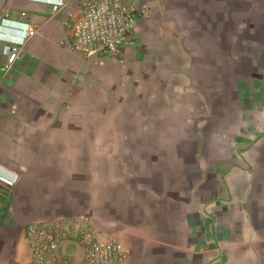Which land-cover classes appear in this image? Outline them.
<instances>
[{"label":"crops","instance_id":"1","mask_svg":"<svg viewBox=\"0 0 264 264\" xmlns=\"http://www.w3.org/2000/svg\"><path fill=\"white\" fill-rule=\"evenodd\" d=\"M85 1L0 0V264L82 215L125 264H264V0L153 1L100 53L67 48Z\"/></svg>","mask_w":264,"mask_h":264},{"label":"built area","instance_id":"2","mask_svg":"<svg viewBox=\"0 0 264 264\" xmlns=\"http://www.w3.org/2000/svg\"><path fill=\"white\" fill-rule=\"evenodd\" d=\"M158 0H86L83 8L68 15L66 27L72 32L70 50L100 53L118 50L131 26L149 12ZM33 29H27L32 35ZM2 71L12 68L19 53V43L3 47ZM30 246L29 264H73L60 250L63 241L73 248L83 247V260L78 264H125L126 251L115 236L99 237L88 216L69 221L34 222L25 229ZM72 248V249H73Z\"/></svg>","mask_w":264,"mask_h":264}]
</instances>
